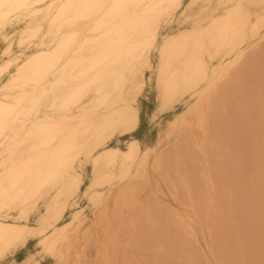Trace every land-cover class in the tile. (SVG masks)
Returning a JSON list of instances; mask_svg holds the SVG:
<instances>
[{
  "label": "bare ground",
  "instance_id": "1",
  "mask_svg": "<svg viewBox=\"0 0 264 264\" xmlns=\"http://www.w3.org/2000/svg\"><path fill=\"white\" fill-rule=\"evenodd\" d=\"M148 90L152 111L141 103ZM260 119L264 0H0V263L15 262L36 241L17 264H86L87 245L103 226L107 239L97 256L117 264V243L140 222L160 237L154 247L166 256L163 224L140 199L152 169L161 172L175 158L176 174L190 132L208 157L223 130L233 145L236 127L247 136ZM155 128V144L144 146ZM203 167L211 205L223 182L216 176L219 188L213 169ZM178 171L190 211L174 217L197 241L198 199L189 172Z\"/></svg>",
  "mask_w": 264,
  "mask_h": 264
},
{
  "label": "rangeland",
  "instance_id": "2",
  "mask_svg": "<svg viewBox=\"0 0 264 264\" xmlns=\"http://www.w3.org/2000/svg\"><path fill=\"white\" fill-rule=\"evenodd\" d=\"M3 45H4V43L1 44V46H3ZM147 96L149 97V100L146 99ZM153 100H154L153 95L151 94L150 90L146 91L145 95L141 98L142 106L146 108V105L149 104L148 105L149 110L152 111V109L154 107ZM260 112H261L260 110H259V112H257V111H256V113L254 112L255 116H256V114H259ZM240 113H241V111H240ZM260 121L262 124L256 125L257 124L256 123L254 126V129H253V132L251 134H248L247 136H246V130H242L241 126L236 127L235 128V136H236L235 139H236V141L233 143V145L229 141V137H228V134H230L229 131L225 132L223 130L222 135L220 136V143L219 144L214 143L211 145V148H209V151L210 150L211 151H210V154L208 157L201 154L200 149L194 145V142H193L194 138H192L193 137L192 132H190L188 137L184 140V142L181 145L183 148L181 147L180 151L182 152L183 155H182V158L179 159V161L181 162V165H178L174 168V171L177 172L176 174H172V171H171V169H172L171 167H172L173 163H176V161H177L175 158H171L173 160L169 161L167 163V165L165 166V168L161 172L154 171L152 169L153 176H152L151 184L149 185V187H147V189H146L147 191L145 190L144 192H142L140 194V199L143 201L145 199V202L147 204H149V206L151 207V209H153V211L156 212L159 221H161V223L163 224V231L167 235L166 237L169 238L168 240H165V242L168 241V243H166V246L168 248V254H166V256L162 255L158 251V248L156 249L154 247L155 245L158 247V245L160 243V237H157L155 234H153L151 229L148 228L149 229L148 230L147 224H146V226L144 224L143 227L141 228V225L143 222H140L139 223L140 225L137 224L132 229L135 234L131 230L132 232L130 234H127L128 236L127 235L124 237L121 236L123 238L119 237V238H121L120 243L118 242L116 247H118L117 251L118 250L120 251V249H121V251L120 252L118 251L115 253V255H116L115 257L117 258L116 262H118L119 264H121V262L125 263V264H129V262L132 260L133 263L131 261L130 262L131 264H138V263L142 264V262H143V264H187V263L188 264H264V174H263L264 173L263 172L264 171V166H263L264 165V122H263V119H260ZM144 128L145 127L143 125L142 128L137 133L138 136H140V134ZM156 134H157L156 128L151 129L150 131H147V138L145 139L146 142H145L144 146L155 144ZM125 138H127V137H124L123 139H125ZM222 145L225 146V148L224 147L220 148ZM235 145L236 146L239 145L240 151L237 150L238 146L236 147ZM217 146H219V147H217ZM227 146L229 148H227ZM232 147H233V149H232ZM231 149L235 150V156L237 153H238L237 156H239V153L241 156L242 151H244L245 153H248V155H247V154H244V152H243L244 156L247 155L246 159H245V157L242 158V156L238 157V158H240V160L244 159L245 162L243 161V163H242V161L237 159V156L233 157L234 154L231 151ZM246 150L250 151L251 154L249 152H247ZM222 151L225 153V155H224V153L222 154ZM236 151H237V153H236ZM228 154H233V155L228 156ZM211 155H213V158ZM226 155H227V157H226ZM249 155H250V157H248ZM220 157H221L222 161H221ZM223 157H224V159H223ZM229 157H231V159H235V160H231ZM199 158L202 159V163L198 162ZM225 158H227V160H225ZM213 159H215L214 165H212ZM237 160L239 161V163H237ZM234 161H235V167H237V169L231 170V168H233V169L235 168L234 167ZM219 163H220L221 168H218ZM222 163L223 164L226 163L224 165H226L225 168L227 170H225V168H222V167H224V165ZM236 164L239 165L240 167L237 166ZM252 164H253V166H252ZM229 165L231 168H228ZM260 165L263 166V169ZM203 166H205L206 169H208V166H210L211 170L213 169L212 170L213 176L216 178L218 185L223 182L221 184L223 192L221 191L220 185H219L220 189H217V191L219 190L218 191L219 195H220V197L218 196L219 198L215 197L218 194L217 191L214 190V192L217 193L216 195L212 191V196L214 194L215 196H213V197L215 199L213 198V201H211V205L209 204L210 203V201L208 199L209 197H206V196H209L208 195L209 191H206V189H207L205 186L206 184H204L205 179L201 173V169L204 168ZM179 168L182 169L183 171L189 172L190 177L192 179V186L194 189L192 192H193L194 196L198 199V203H199L198 210H197L198 217L202 216V219H205V220L199 219L198 234H197L198 240L197 241L191 240L184 233L183 229L178 225V223L176 222L175 217H174V211H179V212L181 211L182 213L190 211V207L187 205L189 202L188 191L178 188V184L180 186L182 185L181 182L179 181L180 180L179 178L181 177L182 171H178ZM214 169H215V172H214ZM220 169L222 171L219 172L218 170H220ZM223 170L225 172H223ZM241 170H244V172H245V173H242L243 174L242 180H244V183H243V181H241L242 184L240 183V180H238L239 182L237 181V179H239V178H237V176L238 177L240 176L239 174H241V172H239V171H241ZM257 170L259 172L262 171V172H260L261 174L259 172H257ZM219 173H221V174H219ZM236 174H238V175H236ZM244 174H246V176ZM171 175H172V177H171ZM258 175H260V176H258ZM216 176L217 177L219 176L222 178V179L220 178L222 180L221 183L218 182V181H220V179L218 180V178ZM242 177H240V179ZM244 177H245V179H244ZM233 178H236L235 180L237 181V183H236L237 189L234 187L235 183H234ZM196 179H198V181H196ZM203 179H204V181H203ZM232 183H234V185ZM244 184H245V186H244ZM222 185H225V186H222ZM225 187H227V190ZM224 188H225L226 192H224ZM152 189L156 191V195H154L152 193V191H151ZM202 189H204L205 191H203ZM202 191L204 192L203 194H202ZM199 193H200V195H199ZM225 193H227V194L229 193L228 196ZM230 193H232V194H230ZM205 194H207V195H205ZM237 195H239V196H237ZM149 196L150 197L152 196L151 199ZM199 196H200V198H199ZM224 196L227 198H225ZM201 197H203V198H201ZM147 198L149 199V202H148ZM216 198L218 201L216 200ZM184 199L186 201L185 202L186 205H184ZM201 199L202 200H205V199L208 200L207 204H209V205H207L206 202L200 203ZM164 200L166 201V204H165ZM158 201H159V204H158ZM236 203H240V204L237 205ZM245 203H246V205H245ZM82 204H84V203L82 202ZM151 204H153V205H151ZM202 204H204V205H202ZM231 204L233 206H231ZM235 205H237V207H235ZM201 206L204 207L203 208L204 210L202 209ZM241 206H243V207H241ZM247 206H249L248 208H250L251 210L248 209ZM231 207H233V209ZM242 208L245 210H243ZM249 210L251 212L250 213L251 215L248 216L247 213L249 214ZM201 211H203V212L205 211L207 213L206 217L203 214V212H201ZM86 214L89 217V221H92L94 219V216H93L94 214H92L90 211H87ZM200 214H203V215H200ZM127 215L128 214H125V216H127ZM241 215H243V217H245V218L241 217ZM67 216H66V218H68ZM251 216L254 219L252 220V218H251V221H249ZM237 217H239L237 220L240 219L239 221H236L238 226L236 225V222H235V219ZM243 220H245V221H243ZM252 221H254L256 224L254 222L252 223ZM239 222H241V226H240ZM250 225H252L251 226V228L253 227L252 229L249 228ZM255 225L258 228H256ZM176 226L178 228H176ZM101 227H103V226H100L99 230H97L98 228L95 229L96 232L98 231L97 235L99 234L98 235L99 237L96 236V241L99 239V241H101V242L96 243V241H93V242H91V244L87 245L88 248H86V251H87L86 264H101V263L105 264V261H103L104 259L103 258L100 259V257L97 256L99 254L98 250L100 248L104 247L105 241H106L105 239H107V237L104 238L106 236L105 234L107 232L103 228L101 229ZM118 229H120V228H118ZM145 229H146V232H145ZM253 230L255 232L257 231L256 235H255V233H253ZM251 231H252V233H251ZM120 232H121V230H120ZM144 232H145V234H144ZM132 233L134 234V237H133ZM135 235H138L137 237H139V238H137V240H135V237H136ZM172 235H174L175 238H173ZM246 235H247V237H246ZM254 237H256V238H254ZM102 238H104V239H102ZM249 238L250 239L252 238V239L250 240ZM174 239L177 240V242L180 239L181 240L177 243ZM127 240H129L131 242L128 245L123 243V241H127ZM138 240H140V241H138ZM250 241L251 242L253 241L252 242L253 244ZM181 242H183V243H181ZM133 243L136 244L139 248H141L142 250L141 249L140 250L143 251V253L140 250H138L139 248H137L136 245L134 246ZM132 244H133L135 251H134V249L131 248ZM168 244L170 246H168ZM126 246H128V248ZM35 247H36V241H31L29 243L28 248H26L22 251H19V253L16 255V257H15V259H17L16 261H19V262L23 261L27 255L26 254L27 250L35 249ZM110 248H112V245L110 246ZM148 248H150V249H148ZM127 250H128V253H127ZM251 250H252V252H251ZM125 251L127 254L125 253ZM131 251H133L134 253H131ZM138 252L140 253V255ZM194 252H196V253H194ZM122 254H123V258H122ZM128 254H129L128 257L130 259L126 256ZM132 256H134L133 259H132ZM192 256H193V258H192ZM190 257L192 260H190ZM181 258H183V259H181ZM186 258L188 260H186ZM99 259L102 260V262H100ZM121 259H125L124 261H126L128 263L121 261ZM138 259L140 262L138 261ZM16 261L10 262L9 260H6V261L1 262L0 264H17ZM135 261L138 263H135ZM186 261H187V263H186ZM51 262L52 261L50 259H46L44 264H50Z\"/></svg>",
  "mask_w": 264,
  "mask_h": 264
}]
</instances>
